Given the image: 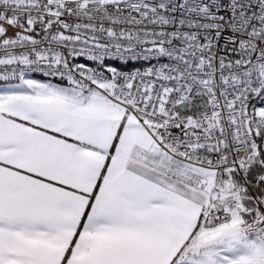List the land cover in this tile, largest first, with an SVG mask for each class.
I'll return each mask as SVG.
<instances>
[{
    "label": "snow or ice",
    "instance_id": "1",
    "mask_svg": "<svg viewBox=\"0 0 264 264\" xmlns=\"http://www.w3.org/2000/svg\"><path fill=\"white\" fill-rule=\"evenodd\" d=\"M0 264H264V0H0Z\"/></svg>",
    "mask_w": 264,
    "mask_h": 264
}]
</instances>
